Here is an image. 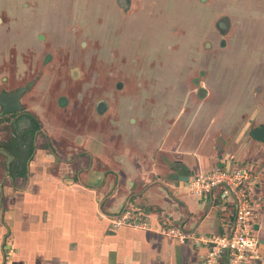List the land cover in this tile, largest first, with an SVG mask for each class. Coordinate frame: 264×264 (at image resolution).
<instances>
[{
    "label": "crops",
    "instance_id": "crops-1",
    "mask_svg": "<svg viewBox=\"0 0 264 264\" xmlns=\"http://www.w3.org/2000/svg\"><path fill=\"white\" fill-rule=\"evenodd\" d=\"M53 87L37 84L36 100H23L42 127L26 174L13 177V160L0 149V264H201L204 247L179 243L157 226L166 219L197 234L218 233L227 215L221 202L194 195L186 181L215 166L237 164H248L262 186L255 222L261 259L248 264H264V120L260 113L240 111V102L249 98H214L209 104V98L192 95L193 104L211 106L199 135L179 133L186 110L193 108L184 104L150 151L135 147L144 140L110 114L111 106L101 116L103 122L111 118L110 128L103 132L99 121L92 136L74 120L78 105L71 113L70 100L62 108L58 94L43 92ZM137 101L146 104L149 98ZM121 126L133 133L129 141L119 140ZM92 139L99 144L89 145ZM129 207L146 214L151 229L115 226Z\"/></svg>",
    "mask_w": 264,
    "mask_h": 264
},
{
    "label": "flooded vegetation",
    "instance_id": "flooded-vegetation-1",
    "mask_svg": "<svg viewBox=\"0 0 264 264\" xmlns=\"http://www.w3.org/2000/svg\"><path fill=\"white\" fill-rule=\"evenodd\" d=\"M79 2L81 3L79 7L80 13L76 12V8L74 7L76 2L74 0H62L58 2L57 0H11L10 3L7 1L1 6L3 9L0 10V92L16 93L21 89L24 90L21 97V111L8 113L0 106V122L1 119L10 118L12 120L16 118L12 120L13 131L11 139H3V141L0 142V149L8 156L11 155L3 149V145L10 144L13 139L20 141L19 143L21 144L29 140V136L26 133H29L31 123L24 117V114L35 116L28 111V105H25L23 100L26 96L36 100L35 96H37V93L34 88L37 84L41 86L44 85L45 89H48L46 85L60 86L62 84V87L65 88L67 84L70 85L71 83L74 85L71 93L69 92L72 96L77 93L76 90H78V88L80 91H84V87L82 86L87 84L85 82L82 83L84 78L81 65L82 62H74L73 60H75V57H77L80 52L86 50L85 45L83 49L81 46L82 44H80L79 47H76V44L77 39L85 36L88 30L89 25L86 23L87 21L90 20L94 22L97 27L98 47H100L101 50L106 48V50H108V48L111 50L113 49L112 51L115 50L114 52L119 50L122 55L126 54L127 58H131L132 52L141 50L143 46H147L150 50H153V57L159 59L160 64L158 68L161 69V80L165 83L170 79L171 81L172 79H179L177 78L179 77L177 72L180 69L179 66L181 67L183 64L188 66L186 68L190 66L191 69H195V67H193L195 64L200 65V75L204 74L205 69H207V81L210 80L211 70L216 67L214 57L216 32L221 36H228L232 26L228 17L216 19L214 17V9L207 7L205 11L197 14L195 28L193 27L194 29L188 30V34L186 33V26L184 23H179L181 32L186 33L184 35L185 41L179 39V53L173 57L167 54V42H171L173 37L178 35V30L177 28H169L166 20V6L162 0H150L149 3H139L138 0H97L95 7L92 8L93 10L89 15V20L87 19L88 12H86L87 0H80ZM202 2L207 3V0H202ZM242 5L249 9L247 12H245V10L243 11L246 18L239 16L237 19L239 21V30L236 34H238L241 42L239 44L238 37L233 35L235 37L232 42L233 50L229 53L230 56L231 54H236L238 51L241 54L244 53V56H249L253 51V49H251L253 47L244 43V41H246L244 37L246 34H249V32L253 33L255 26L262 27L264 31V0H259L254 4H248L243 1ZM73 14L80 18L79 24L73 22ZM249 15H251V17H249ZM205 16L207 20H205ZM155 20L157 24L152 22ZM205 21L208 22L205 23ZM202 22L205 24H202ZM169 32L171 33L170 38L168 37ZM52 35H58L61 41L59 43L60 47L56 50H52L53 41H48L49 37ZM73 38L76 39L74 43ZM161 42L163 44L162 49L158 47ZM72 43L75 47L72 46ZM220 44V49L226 48L224 40H222ZM255 47L256 49L254 51L256 54L252 62H244L241 60L238 64L236 63L234 65V67L239 66V70L242 71L241 80L243 84H245L243 88L245 91L238 95V97L241 98L244 96L245 98H249L250 101H253V99L257 101L264 97V39ZM75 48L78 49L77 52H74ZM185 48L188 50H184ZM56 54L59 55V59L61 60H56ZM229 54L227 56H229ZM84 58L85 56L81 59L84 61ZM249 58L252 57H248L247 60ZM172 61H174L173 66L169 68V62ZM232 61L233 60L229 57V59L226 60V64L231 66L234 62ZM63 62L68 63V67L65 69ZM154 63L155 62H151L150 65H148V69L151 70V65ZM130 66H134V62H132ZM186 68L184 67L183 69L186 70ZM181 71L183 72V70ZM201 78L202 76H199V80H201ZM147 79L150 78L146 76V80ZM195 83L198 82L196 81ZM254 83H256V86L252 89L250 85ZM122 88L123 83L117 82L116 89L119 91L122 90ZM56 89L57 88H55V90ZM55 90L51 91L50 88V90H44L43 92H53L56 94ZM79 94V101L81 102L77 103V105L79 106L78 108H80L79 112H82L86 110L87 107L85 108L82 106L84 93L80 92ZM58 95V99L61 98L59 106L66 108L68 105L66 95H61L60 92ZM133 95L135 98L139 97V95ZM153 95L157 98L156 101H161L160 104L163 105L164 109L162 111V108H155L151 111L158 112L161 116L162 112L166 109L165 98L167 94L163 95L159 92ZM114 96L115 98L123 100V103H128L126 100L128 95L116 93ZM248 96H252L253 98ZM136 100L137 99H134L133 107L135 106V102H137ZM143 103L147 102L145 101ZM143 106L146 108L147 104H143ZM247 106L249 107L250 105L247 104ZM109 108L110 104L102 97L95 103L94 115L101 117ZM129 108V111H131L132 107H130V105ZM250 111H254L257 114L261 113L263 111L262 104L257 103L256 107L252 110L250 109ZM20 120H24L26 124L19 123ZM36 120L39 123V131L34 136L31 157L35 151L36 137L42 133L41 123L37 118ZM95 122L97 125L99 124L98 120ZM80 124L82 126L84 125L83 122H80ZM17 128H19L17 134L19 137L15 135V132L17 133L18 130ZM25 129H27V131H25ZM48 144L50 146L49 140ZM11 158L12 160L15 159L13 156H11ZM10 169L11 171L13 170L15 175L20 170L18 169L14 172L12 166H10ZM11 171L10 174L14 177Z\"/></svg>",
    "mask_w": 264,
    "mask_h": 264
},
{
    "label": "rangeland",
    "instance_id": "rangeland-1",
    "mask_svg": "<svg viewBox=\"0 0 264 264\" xmlns=\"http://www.w3.org/2000/svg\"><path fill=\"white\" fill-rule=\"evenodd\" d=\"M11 2V0H0V10L3 9L1 7L5 2ZM62 1V0H57ZM76 3L74 7L76 8V12L80 13L79 7L81 6L80 0H74ZM97 0H87V11L88 12V20L89 15L92 12V8L95 7V3ZM245 1L248 4L257 3L259 0H207V3H203L202 0H162L163 3H165L166 9L165 12L167 13L166 20L168 23L169 28H177L178 35L173 37V40L170 42L168 41V56L172 55L175 57L179 53V39L184 40V35L187 33L188 30L194 29L195 24L197 21V14L205 11L208 8L214 9L215 18H223L228 17L232 26L229 31L228 36L219 35L218 32H216L215 36V68L211 70V79L207 81V69H205V73L200 75L199 70H201L200 65H193L195 69L186 68L188 66H179V71L177 72L179 79H171L168 82H162L161 80V69H159V59L154 58V52L153 50H150L147 46H143L141 50H135L132 52L131 58H127L126 54L122 55V53L117 50L116 52L112 51L110 48L108 50L104 49L101 50L100 47H98V32L97 27L94 22H91L90 20L86 23L89 25L88 30L85 34V36L80 37L77 39L76 47H79L80 44H82V48L86 47L85 51L80 52L77 57H75L74 62H82V71H83V80L82 83H86L87 85H84V91L78 88L77 93H75L73 96L69 94L71 93L72 88L74 87L73 84L70 83L67 84V86L64 88L62 87V84L60 86H56L54 88H51V91L55 90L56 94L60 92V94H65L66 98L68 99V102L70 100L71 106L74 105V107L71 109V113L73 110H75L77 103L81 102L79 101L80 98V92H83L84 100L82 102V106L86 108V110L80 112L79 118L77 117L74 119L77 123L83 122V126H87L89 129V132L92 136H94L95 132L94 130L97 128V124L95 121H101V117H97L94 115V108L95 103L100 98H105V100L110 104L111 111L110 114H115L117 120L124 125H127V127H131L135 129V134L140 135L139 140H144L143 146L135 144V147H146V149L150 150L152 149L151 146H158L160 140L157 138L161 131L165 130L167 127L166 124L169 122V118H172L175 116L176 109H180L184 107V104L187 105H193V108L191 110L187 109V117L183 119L184 128L182 131L180 130L179 133L182 134V132L185 135H189L192 137L198 136L199 133L202 131L201 125L203 123L208 122V117L211 115L209 108L211 109V106H207V103L211 104L213 102L214 98H217V100H227L231 98L232 100H235L238 95H240L243 91H245L243 88L245 84H243L241 77H242V71L239 70V66L234 65L239 63L241 60L244 62H252L253 57L255 56V49L257 44H260V41L264 39V31L263 28L260 26H255L253 33L246 34L244 37L246 41L244 43L246 45H251V49L253 51L250 53L249 56H244V53H240L239 51L236 54H231L230 51L233 50V39L235 36L238 37V43L240 44L241 40H239L238 34L236 32L239 30V21L237 20L239 16H242L246 18V16L243 14V11H248L249 8H246L244 5H242V2ZM79 2V3H78ZM111 2V1H110ZM139 3H149L150 0H138ZM116 8V6L114 5ZM113 7V8H114ZM245 7V8H244ZM116 10V9H115ZM117 12V11H116ZM159 15V11H158ZM86 16V15H85ZM84 16V17H85ZM253 16V15H252ZM251 17V15H249ZM85 19V18H84ZM83 19V20H84ZM72 20L74 23L79 24V17L72 15ZM205 20H207V17L205 16ZM153 23L157 24L156 20L152 21ZM184 23L186 26V33L181 32L179 23ZM208 21H205L207 23ZM202 22V24H205ZM194 27V28H193ZM241 28V26H240ZM185 30V29H184ZM121 33V31H120ZM183 33V34H182ZM235 35V36H233ZM53 36V40H52ZM49 37L48 41H53V48L52 50H56L60 47L59 43L60 38L58 35H52ZM178 36V37H177ZM168 37H171V33H168ZM186 37V36H185ZM70 39V38H69ZM73 43L76 41L75 38H73ZM72 40V38H71ZM79 40V41H78ZM169 40V39H168ZM224 40V45L226 48L220 49V42ZM72 43V46L74 44ZM165 43V42H164ZM51 44V43H50ZM162 42L159 44V48L162 49ZM84 49V48H83ZM74 52H77L78 49H74ZM184 50H188L185 48ZM114 52V53H113ZM226 54H225V53ZM159 53V49H158ZM113 54V55H112ZM229 54V56H227ZM83 56L84 58V62ZM225 57V58H223ZM231 58L233 60V64L231 66L226 64V60ZM245 57H252L247 60ZM56 60L59 59V55H55ZM82 58V59H81ZM131 61V62H130ZM137 61V63H136ZM134 62V66H130ZM151 62H155L151 65V70L148 69V65H150ZM173 62H169V68L173 66ZM226 65H225V64ZM137 64V65H136ZM248 64V63H247ZM64 69L68 67V63L63 62ZM186 68L184 70L183 68ZM234 67V68H233ZM249 67V66H248ZM183 70V72L181 71ZM66 72V71H64ZM61 75V74H60ZM146 76L150 79L146 80ZM199 76H202L201 80H199ZM214 78V79H212ZM198 83H195V82ZM117 82L123 83L122 90L116 89ZM161 83V84H160ZM193 83V84H192ZM252 89L256 86V83L250 85ZM80 87V86H79ZM59 89V90H58ZM161 94H167L166 106L164 114H162L163 119L160 120V115L158 112L151 111L155 108H162V111L164 109L163 105L160 104L161 101H156L157 98L154 97V93ZM250 92V91H249ZM253 92V90H252ZM51 93V92H50ZM126 94L127 96V102L123 103V100L120 98H115V94ZM52 94V93H51ZM79 94V95H78ZM139 95L138 98H143L147 96L149 98V101L146 103V108L143 106V104H139L138 101L135 102L134 105V99L135 96L133 95ZM147 94V95H146ZM196 94L199 99L203 98H209L210 101H202L201 103L193 104L192 101V95ZM195 95V98H196ZM244 97V96H242ZM252 97V96H248ZM181 98L182 100H180ZM253 98V97H252ZM259 99V98H258ZM58 102H61V98L58 100ZM260 103L262 104L263 111L259 114L262 116L264 120V97L259 100L248 101V103H244V101L240 102V105L242 109L240 111H246L245 113L252 112L253 108L256 107V104ZM122 104V105H121ZM231 104V103H230ZM229 104V105H230ZM247 104H249L250 108H247ZM124 105V106H123ZM129 105L132 107V110L129 111ZM162 105V107H161ZM214 105V104H213ZM217 108V104L214 106ZM134 108V109H133ZM247 108V109H246ZM77 111V108L76 110ZM205 112L206 114H202ZM202 115L203 121L201 120L200 116ZM110 116V115H109ZM81 117V118H80ZM211 117V116H210ZM250 115H247V118H249ZM16 118H13L12 120H15ZM10 118L1 119L0 122V132L2 133L0 142L3 141V139L10 140L12 131H13V123ZM111 118L105 119L103 126L99 125L98 128L102 129L103 132H107L108 129L111 126L110 123ZM202 121L199 123V121ZM132 123L133 125L129 126V123ZM19 123L26 124V122L19 121ZM129 124V125H128ZM122 129L119 131V137L120 141H129L131 139V135L133 136V133H130L128 129H126L124 126H121ZM22 129V128H21ZM260 133L264 134L263 129L260 130ZM154 137L150 140V137ZM100 138V136H99ZM102 139L104 140H111L110 137L104 136ZM192 139V138H191ZM133 141H130V144H132ZM98 145L99 141L96 139H92L90 141L89 145ZM145 144V145H144ZM134 145V144H133ZM154 150V149H153ZM0 160H4V156L0 155ZM29 160H20L19 164H16L14 166V172L19 169V167H24ZM2 164V163H1ZM238 166H245L244 164H237ZM245 167L250 166L246 164ZM261 192V190H260Z\"/></svg>",
    "mask_w": 264,
    "mask_h": 264
},
{
    "label": "built area",
    "instance_id": "built-area-1",
    "mask_svg": "<svg viewBox=\"0 0 264 264\" xmlns=\"http://www.w3.org/2000/svg\"><path fill=\"white\" fill-rule=\"evenodd\" d=\"M260 183L245 166H215L188 181L189 190L196 196L219 200L224 216L218 233L197 234L180 226H157L167 237L182 244L204 247L201 264H248L260 260L259 241L255 226L261 208ZM147 215L129 207L114 222L115 226L151 229Z\"/></svg>",
    "mask_w": 264,
    "mask_h": 264
},
{
    "label": "trees",
    "instance_id": "trees-1",
    "mask_svg": "<svg viewBox=\"0 0 264 264\" xmlns=\"http://www.w3.org/2000/svg\"><path fill=\"white\" fill-rule=\"evenodd\" d=\"M24 117L28 119L31 123V126L29 127V133H26L29 136V140L25 142L24 144L19 143L20 141H16V139H13V141L8 145H3V149H5L11 156L15 157L13 159V163L11 164L12 169H14V166L16 164H19L20 160H29L31 158V154L33 152V140L35 134L39 131V123L36 120L35 117L31 116L30 114H24ZM18 125V123H17ZM17 133L15 132V135L18 136L19 128H17ZM261 129L264 128L262 127ZM27 131V129H25ZM19 137V136H18ZM27 164L22 168L20 167V171L22 175L26 174L27 170ZM13 173V170L11 171ZM13 175H15L13 173Z\"/></svg>",
    "mask_w": 264,
    "mask_h": 264
},
{
    "label": "water",
    "instance_id": "water-1",
    "mask_svg": "<svg viewBox=\"0 0 264 264\" xmlns=\"http://www.w3.org/2000/svg\"><path fill=\"white\" fill-rule=\"evenodd\" d=\"M23 92H24L23 89L19 90L16 93H1L0 92V106H2L4 110L8 113H16V112L21 111L22 110L21 97H22ZM185 179L187 180L188 178H185ZM186 182H188V180ZM261 187L262 186L260 185V188ZM162 225L164 226L174 225V226H180L181 228H184L183 225H180L177 222L166 220V219L160 220L158 226H162ZM258 227L259 226L256 225L255 230H257ZM204 235H209V234H204ZM258 241H259V244H261L260 240Z\"/></svg>",
    "mask_w": 264,
    "mask_h": 264
}]
</instances>
